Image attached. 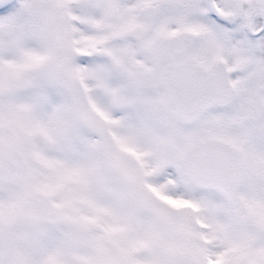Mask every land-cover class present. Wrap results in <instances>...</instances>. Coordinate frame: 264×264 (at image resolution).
Wrapping results in <instances>:
<instances>
[{
	"label": "snow or ice",
	"instance_id": "obj_1",
	"mask_svg": "<svg viewBox=\"0 0 264 264\" xmlns=\"http://www.w3.org/2000/svg\"><path fill=\"white\" fill-rule=\"evenodd\" d=\"M0 264H264V0H0Z\"/></svg>",
	"mask_w": 264,
	"mask_h": 264
}]
</instances>
